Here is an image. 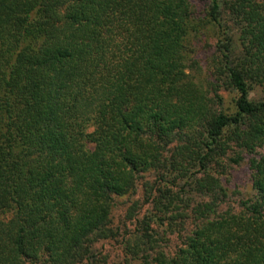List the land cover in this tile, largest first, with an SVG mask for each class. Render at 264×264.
I'll return each mask as SVG.
<instances>
[{
	"label": "trees",
	"instance_id": "16d2710c",
	"mask_svg": "<svg viewBox=\"0 0 264 264\" xmlns=\"http://www.w3.org/2000/svg\"><path fill=\"white\" fill-rule=\"evenodd\" d=\"M106 241L264 264V0H0V264Z\"/></svg>",
	"mask_w": 264,
	"mask_h": 264
},
{
	"label": "rangeland",
	"instance_id": "374dc122",
	"mask_svg": "<svg viewBox=\"0 0 264 264\" xmlns=\"http://www.w3.org/2000/svg\"><path fill=\"white\" fill-rule=\"evenodd\" d=\"M206 4V0H195V6L197 9H203V6ZM260 91L258 89H255L252 95L250 96V100L253 102H258V100L261 98ZM227 187L232 192L231 199L232 201H236V199L239 197L241 198V195L246 196L251 193L250 188V182L248 179L247 173L242 170L238 169L237 171L233 172L232 175L227 180ZM131 230L127 229V232H130ZM118 242H110L106 241L104 243H101L97 246L98 254H100L104 259L106 260V264H128L125 257L127 256L125 254V251L121 249H117ZM105 246L104 248H102ZM173 244H170L171 247H173ZM116 248V249H113Z\"/></svg>",
	"mask_w": 264,
	"mask_h": 264
}]
</instances>
